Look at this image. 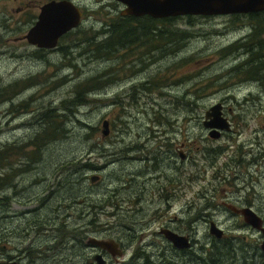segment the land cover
Here are the masks:
<instances>
[{"label":"rangeland","instance_id":"374dc122","mask_svg":"<svg viewBox=\"0 0 264 264\" xmlns=\"http://www.w3.org/2000/svg\"><path fill=\"white\" fill-rule=\"evenodd\" d=\"M42 1L0 0V264L8 259L17 264H88L87 257L99 253L86 245L90 237L113 239L120 244L123 257L114 261L105 255L107 264H192L189 257L193 261H210L209 255L214 252L206 235L214 239L210 233L213 227L225 237L247 231L235 228L237 233L228 232L227 226L219 229L213 223L198 227L218 214L207 203L179 213L178 207L172 206L162 216H156V204L148 202L144 214L140 213L133 197L143 199L161 176L169 174L142 171L133 158L141 151L132 146L120 153L121 147L145 136L153 138V132L162 127L181 131L183 110L187 123L194 124V113L202 108L203 91L225 73L234 71L235 86L261 78L264 40L252 49L251 65L236 69L234 57L225 56L216 67L218 49H233L236 39L247 33L242 27L246 15H223L229 19H220L224 21L220 24V15L177 17L161 38L156 31L159 21L143 23L148 31L141 30L128 41L141 46L151 36L156 57L143 62L136 75L119 65V40L123 38L111 30L120 23L115 14H96L98 19L110 23L105 30L97 29L92 21H84L67 39L62 38L67 42L59 41L52 50L37 49L19 40L25 33L26 24L20 22L24 11L34 12ZM82 1L89 9L103 0ZM114 3L111 0L106 11L113 9ZM232 16L240 17L231 19ZM227 20H232L228 27ZM253 69L257 72L250 76ZM203 76H207L204 82ZM144 77H150L148 83ZM236 90L221 98L225 109L231 110L230 117L236 113L230 94L234 99L240 96ZM104 120L109 130L101 138ZM51 121L63 123L62 132L57 133L58 126ZM209 130V137L215 139L216 130ZM172 141L176 143L178 138ZM13 145L15 149L11 150ZM150 145L151 152L144 154L151 157L149 162L154 165L161 157L160 149L154 148L153 141ZM162 147L171 148L166 143ZM121 154L132 161H120ZM211 163L207 153L198 158L201 168ZM257 167H264V147L260 145L248 155L244 170L234 175L231 182L248 192V202L254 209L264 211V188H253L246 180V175ZM242 168L236 164L226 172ZM214 171L227 174L216 163L207 177ZM94 175L99 180L91 184L90 177ZM219 190L229 191L231 187L218 185V197ZM173 217V228L183 230L187 234L181 236L191 240L186 252L176 251L157 235ZM256 237L252 233L242 242L254 244ZM226 243L225 238L219 247L227 248L215 252L222 264H263L261 247L257 255H252L245 247L235 250ZM89 261L95 264L93 258Z\"/></svg>","mask_w":264,"mask_h":264},{"label":"flooded vegetation","instance_id":"af4514ba","mask_svg":"<svg viewBox=\"0 0 264 264\" xmlns=\"http://www.w3.org/2000/svg\"><path fill=\"white\" fill-rule=\"evenodd\" d=\"M69 2L76 7L80 12V21L71 30L72 32L77 28L81 27L84 21H92L96 25L97 29L108 26L106 20L98 19L97 15L104 14L105 17H110L111 14L119 15L123 17L124 24L119 29L121 32L134 31V37H127L128 40L134 39L136 33L138 35L143 28V22H154L159 21L160 24L156 27V31L163 34L168 25H172L175 21L174 17H169L165 21L163 19H155L149 16H126L123 14L124 7L118 3L112 4L113 9L107 10V7L111 0H103L95 3L93 7H85L82 4V0H43L40 5L36 6L34 12L24 11L23 20L21 23L26 24L25 33L20 37L19 40H25V35L28 30L34 25L37 20L40 8L44 5L54 2ZM91 1V0H90ZM82 5V7H81ZM121 6L116 8V6ZM26 9V8H23ZM90 12L92 14H90ZM111 13V14H110ZM133 17V18H128ZM240 16H232L231 19H238ZM183 18V17H179ZM178 18V19H179ZM227 18L224 16L217 17V22H224L220 19ZM145 20V21H144ZM228 21V20H227ZM226 22V21H225ZM232 24V20L225 23L228 27ZM247 29V33L236 39V46L231 49H225L220 47L215 53L216 67L219 65L220 60L225 56H233V61L236 69L240 66H249L252 64V49L254 46L264 40V10L259 14L246 15V22L242 26ZM118 29V30H119ZM65 33L66 39L68 38ZM220 34L222 33L219 32ZM96 34V37L103 38L100 34ZM61 36V37H62ZM59 37L57 43L62 40ZM72 42L73 38L69 39ZM126 39V41H128ZM8 40H6L7 42ZM62 42V43H63ZM57 45V44H56ZM235 49V50H234ZM242 54V57L239 56ZM119 65L123 69L128 70L130 73L137 75V68L145 61L152 60L156 57L155 43L151 36L146 37L141 46H136L130 43H121ZM166 70L168 69L165 68ZM234 71L225 73L219 81L214 83L212 86L207 88L204 92L205 97L200 99L202 108L194 113L195 123L189 124L184 119L186 112L183 110L181 131H172L168 127L160 128L153 132V138L146 139L141 138L139 140L131 141L127 145L121 147L120 153H125L132 146L139 149L141 152L137 153L133 158H136L135 162L139 163V169L144 172L152 170H158L162 173L169 174L163 175L158 179L156 187L148 191L144 198L133 197L136 202V208L141 213L148 202L155 203L156 209L153 213L156 216H162L172 206L178 207L179 213L183 209L194 207L198 204L207 203L213 206L218 214L212 219L201 223L198 227L206 228L209 224L213 223L217 228L228 227V232L237 233L234 229L241 228L247 232L242 235H236L235 237H225L229 248L238 250L243 247L249 249L252 255H257L260 251V247L264 246V234L254 232L248 225L243 223V216L240 211L242 209H249L255 213L262 220V227L264 226V211H258L254 209L248 202V192L245 189L238 188L231 182L234 175L241 173L244 170L245 160L248 155L254 150L257 145L264 147V75L253 81H247L240 83L239 85H233ZM207 76H203L201 79H206ZM150 77L145 78L144 81L148 83ZM140 83H137L136 87L139 89ZM201 84H199L201 93ZM236 88V91H240L238 99L230 94L235 104V115L229 116L228 112L231 110L225 109V105L222 103L221 98L224 94ZM195 89V87L188 89L187 91ZM186 91V93H187ZM260 96V97H259ZM189 97V96H188ZM166 103H169L166 101ZM212 106L216 107V113L219 121L223 120L228 125L226 131H218L215 139L209 137V130L205 129L203 123L211 119L209 117V110ZM178 118V117H177ZM173 138H178V142H173ZM153 141L155 147L160 149V155L158 162L154 165L150 164L149 156H145L144 152L150 153L151 145ZM171 146L169 149H163V144ZM207 153L212 158V163L207 168H201L198 165V158L201 154ZM122 155V154H121ZM133 158L126 159L125 155H122L121 160L124 163L131 162ZM218 163L225 172L229 168L237 165H242V170L234 172H226L227 174H220L218 171L211 172L210 177H207L209 169L213 168ZM260 179L262 181H260ZM246 180L249 186L253 188H264V167H257L246 175ZM221 183L226 186H230L231 190L224 192L219 190L221 193L217 196V187ZM175 192V193H173ZM173 193V194H169ZM151 213L150 216L153 214ZM144 214V212H143ZM174 217L162 227L159 232L163 230H170L179 235H186L181 229H174L172 221ZM142 223V222H141ZM230 224L232 225L230 227ZM189 226H186L188 230ZM157 233V235H159ZM252 233L256 234V238L253 240L254 244H245L242 241L246 237H252ZM161 236V235H159ZM208 242L212 241L207 235ZM105 255L104 253H101ZM91 256V255H90ZM87 257V263L89 264V258ZM11 259H8L4 264L10 263ZM84 261V259H83ZM264 264V258L262 260Z\"/></svg>","mask_w":264,"mask_h":264},{"label":"water","instance_id":"95a60500","mask_svg":"<svg viewBox=\"0 0 264 264\" xmlns=\"http://www.w3.org/2000/svg\"><path fill=\"white\" fill-rule=\"evenodd\" d=\"M129 6L131 14H147L153 18L179 15H219L258 12L263 9V0H120ZM79 14L69 2L48 3L40 8L37 20L25 35L26 42L36 48L51 49L57 39L78 23ZM106 128V123H103ZM174 243L179 239L169 234ZM115 246L111 242H101ZM186 246V245H184Z\"/></svg>","mask_w":264,"mask_h":264},{"label":"bare ground","instance_id":"6f19581e","mask_svg":"<svg viewBox=\"0 0 264 264\" xmlns=\"http://www.w3.org/2000/svg\"><path fill=\"white\" fill-rule=\"evenodd\" d=\"M114 2L122 5L125 9H124V12L123 14L126 15V16H143V15H146V16H149L147 14H131L129 12V6L122 1L120 0H113ZM99 2V1H98ZM264 2V0H263ZM121 7V6H120ZM75 9L77 10L78 14H79V19H78V23L80 21V12L79 10L75 7ZM264 10V6H263V9L261 11H258V12H247V13H235V14H219L220 16H223V15H254V14H259L261 13L262 11ZM219 15H212V16H219ZM198 16H201V17H208L207 15H179V16H166V17H162V18H155V19H163V20H166L168 19L169 17H174V18H177V17H198ZM151 17V16H149ZM117 19V21H119V25L118 26H113L112 27V31H117L119 29V27L124 24V21L123 17H120L119 15H116L115 17ZM128 18H133V17H128ZM153 18V17H151ZM145 21V20H144ZM154 22H158V21H154ZM77 23V24H78ZM143 23H147V22H143ZM77 24L75 26H77ZM74 26V27H75ZM70 28L68 31H70L69 33H71L73 30V28ZM118 28V29H117ZM106 28L104 27V30ZM117 29V30H116ZM148 26L144 25L143 28H142V31L143 33L144 32H147L148 31ZM66 31V32H68ZM65 32V33H66ZM65 33H63L62 35L65 36ZM68 33V34H69ZM158 34V32H157ZM61 35V36H62ZM60 36V37H61ZM62 36V37H63ZM61 37V38H62ZM58 40V39H57ZM56 44H57V41H56ZM56 44H55V47H56ZM35 47V46H33ZM54 47V48H55ZM36 48V47H35ZM54 48H51V49H45V50H52ZM37 49H40V48H37ZM42 49V48H41ZM44 49V48H43ZM235 50V49H234ZM117 51V50H116ZM260 97V96H259ZM215 108V109H214ZM209 117L211 119L207 120L208 122H205L203 124L204 128L209 130V128H213L215 129L216 131L215 132V136H216V133L218 131H226L228 129V125L226 122H223V120L219 121V118H218V115L216 113V107H211L210 110H209ZM103 123H106V128L103 127ZM40 125V124H39ZM109 124L106 120H104L102 122V129H101V138H104L106 135H107V132L109 130L108 128ZM209 133H210V130H209ZM214 137V134L212 135ZM250 161H248L249 163ZM94 176H91L90 177V183L91 184H94L95 182H97L99 180V177L97 176L96 178H94ZM241 215L243 216V222L248 225L250 228L252 229H256V230H262V232H264V229L262 227V220L261 218H259L255 213H253L251 210L249 209H242L240 211ZM215 226V225H214ZM216 227V226H215ZM211 233V236L216 240V241H219V240H224L225 239V235L215 229L213 227V229H211L210 231ZM159 235H161L168 243H170V245L172 246L173 249H175L176 251L178 252H186L187 250H189L191 248V240L187 239L185 236H181V235H178L170 230H163L162 232H159L158 233ZM169 234H172V235H175L176 237H179V239H175L174 243H172L169 239H168V235ZM101 242H111L115 247L114 248H111L109 245H104L102 244ZM86 245L88 246H91L93 247L95 250H98L99 253H96L93 257V261L95 264H107L106 260L104 259V256L107 255L111 258V260H114V261H117L119 259H121L123 257V252L121 250V247H120V244L118 242H116L115 240L113 239H102V238H95V237H90L87 241H86ZM186 245V246H184ZM261 250H262V253L264 254V246H261ZM101 253H104L105 255H102ZM217 262V261H216ZM6 264H17L16 262H10V263H6ZM147 264V263H146Z\"/></svg>","mask_w":264,"mask_h":264},{"label":"trees","instance_id":"16d2710c","mask_svg":"<svg viewBox=\"0 0 264 264\" xmlns=\"http://www.w3.org/2000/svg\"><path fill=\"white\" fill-rule=\"evenodd\" d=\"M118 29V28H117ZM116 29V30H117ZM119 33H121V35L119 36V37H121V38H123V40H119V42L120 43H129V41H126V39L128 40L129 38H127V37H129L130 36V38L131 37H134V31H128V32H121L120 31V29L119 30H117ZM67 35H69V34H67ZM162 35L163 34H161V33H159L158 32V34H157V37L158 38H161L162 37ZM136 36H138V32L136 33ZM160 42H161V40L159 41V45H160ZM177 44V42H175V43H173V45H176ZM159 49H160V47H159ZM97 50H98V47H97ZM111 54V53H110ZM110 54H108V55H110ZM257 71L256 70H251V72H250V76L252 75V74H254V73H256ZM91 82H89V84H90ZM78 101V97H75V99H74V102H77ZM52 122V121H51ZM52 123H54V124H56L57 126H58V128H57V133H59V132H62V128H63V123H61V122H52ZM49 129V128H48ZM56 132V130H51V133H55ZM15 149V145H13L12 146V149L11 150H14ZM33 149H36L35 148V143H34V141H33ZM87 166H90V165H87ZM214 240V241H213ZM223 242H224V240H219V241H216L215 239H212V248H211V250L214 252L213 254H210L209 255V259H210V261L209 260H205V259H201V260H203L204 262L203 263H201V264H222V262L223 261H221V259L219 258L220 256H219V254H217L219 257H217V255H215V252H217V251H219V250H224V249H226L227 247L226 246H224V247H219V245L220 244H223ZM231 260H233V258L231 257L230 258ZM189 260L191 261V263L192 264H195V261L196 262H198V263H200V261L201 260H195V261H193V260H191V258L189 257ZM217 261V262H216ZM146 262H147V260H146ZM174 264H177V263H174ZM227 264H231V263H227ZM243 264H246L245 262L243 263Z\"/></svg>","mask_w":264,"mask_h":264}]
</instances>
